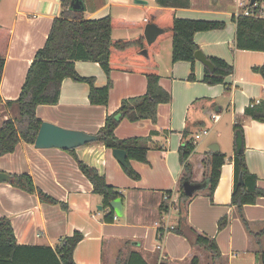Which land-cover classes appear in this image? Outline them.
Wrapping results in <instances>:
<instances>
[{
	"label": "crops",
	"instance_id": "crops-1",
	"mask_svg": "<svg viewBox=\"0 0 264 264\" xmlns=\"http://www.w3.org/2000/svg\"><path fill=\"white\" fill-rule=\"evenodd\" d=\"M135 4L133 0H82L85 19L106 15L127 20H143L145 8L157 5L156 0ZM233 0H189L188 7H174L179 18L222 21L225 27L198 31L194 42L207 57L223 59L233 67L224 83L203 82L205 66L195 61L194 79L189 61H171V38L163 39L155 53L159 84L171 99L157 107L154 121L123 119L115 129L119 139L148 137L147 160H131L139 175L129 177L123 166L100 142L74 148L79 160L95 167L122 199V213L113 219L110 206L103 207L102 196L92 192V184L78 168L67 150L57 147L36 148L20 141L13 152L0 156V171L8 174H29L35 186L59 203L41 202L36 194L0 182V216L10 219L18 244L54 247L64 236L75 231L82 239L73 251L75 264H264V196L241 208L231 204L234 185L235 153L233 126L240 119L243 129V155L257 186L264 190V122L244 115L254 99L264 100V80L255 67L264 63V51L240 50L235 47ZM62 11L61 0H0V25L10 31L5 63L0 81V125L18 116L15 100L36 50L43 46L51 22ZM144 28V27H143ZM143 28H117L113 38H130L143 33ZM75 71L82 77H93L97 87L111 80L106 106L92 105L89 85L67 77L62 81L59 100L53 105H38L36 116L67 129L96 134L105 116L114 112L124 98L142 95L146 77L140 72L112 69L109 76L100 65L91 61H75ZM199 99L207 101L193 102ZM216 114L215 120L211 115ZM202 128L209 130L197 142L188 161L191 180L205 182L207 154L211 146L225 154L218 183L212 196L206 188L195 192L183 204L182 233H165L161 249H157L156 223L166 219L178 223L177 209L166 215L161 206L165 194L179 203L180 179L184 174L178 148L191 140ZM230 136V146L222 150V136ZM225 137V138H226ZM60 203L64 204L61 205ZM98 206H102L101 209ZM112 211L111 221L104 218ZM227 223L218 229L220 218ZM214 239L220 256L213 261L210 252L195 243L194 235Z\"/></svg>",
	"mask_w": 264,
	"mask_h": 264
},
{
	"label": "trees",
	"instance_id": "trees-1",
	"mask_svg": "<svg viewBox=\"0 0 264 264\" xmlns=\"http://www.w3.org/2000/svg\"><path fill=\"white\" fill-rule=\"evenodd\" d=\"M74 2H78L80 9H83L82 0H62V11L58 17L53 18L45 43L36 50L17 98L7 101V105L12 103L17 105L18 116L8 118L0 125V156L13 152L20 141L34 144L42 123V120L35 114L36 107L56 104L59 100L62 81L67 77L89 85L90 104L107 105L111 88L110 78L108 77L105 86L97 87L93 77H82L75 71V61H91L98 63L107 76L112 69H119L140 72L146 77L145 93L122 99L119 107L105 116L104 124L96 133L97 142L106 148L125 151L126 165L123 166V170L129 177L138 178L139 175L131 167L130 161L146 162L149 138L134 136L119 139L115 135V129L123 119L132 122L141 119L154 121L158 105L170 101V93L159 84L155 53L159 51L160 42L163 39L171 38V61L191 62L192 70L188 79L193 80V64L196 61L194 53L200 50L193 40L194 33L221 29L225 27V23L177 17L174 7H188L189 0H156V6L145 8V18L141 21L127 20L112 15L85 19L81 10L72 9ZM234 20L236 22L235 47L240 50L264 51V19L239 16ZM147 23H154L163 29V33L151 45L146 43L143 33L130 38H113L111 35L113 29L143 28ZM9 36V29L0 25V81ZM143 49L147 50V55L141 54ZM207 58L214 67L213 70L204 67L203 82L209 85L224 83L225 76L232 73L233 67L223 59ZM254 69L261 74L264 80V63ZM201 101L207 100L199 99L193 102V105ZM244 115L253 120L264 122V100L258 104L248 105L244 110ZM187 135V131L184 130L182 133L184 140L178 148L184 174L180 179L178 223L172 229L173 232L180 233L185 227L182 206L189 198L182 189V182L184 180L192 181L191 164L188 158L195 148L192 142L193 138L186 140ZM233 141L235 147L234 185L231 204L241 208L264 196V190L257 186V176L252 174L246 165L240 119L233 126ZM67 151L74 156L78 168L91 182L92 192L102 196L103 207L109 206V201L119 196L115 187L107 183L105 177L95 167L79 160L74 149ZM224 159L225 154L219 150L209 151L207 154V171L204 181L207 183L206 189L210 196L218 183ZM10 176L9 183L12 186L36 194L41 202L59 203L52 196L37 188L29 174H11ZM240 178L242 183H239ZM60 204L64 206V204ZM161 209L162 211L167 209L166 201ZM112 215L113 212L110 211L104 219L111 221ZM226 223V217L220 218L218 229H222ZM81 239L82 234L75 231L72 235L62 237L54 247L18 244L10 219L0 216V264H75L73 251ZM194 241L210 252L213 261H216L221 255L214 239L196 234ZM116 264H119L118 261ZM192 264H196V259L192 261Z\"/></svg>",
	"mask_w": 264,
	"mask_h": 264
},
{
	"label": "water",
	"instance_id": "water-1",
	"mask_svg": "<svg viewBox=\"0 0 264 264\" xmlns=\"http://www.w3.org/2000/svg\"><path fill=\"white\" fill-rule=\"evenodd\" d=\"M255 0H251L253 3ZM135 4H146L145 0H133ZM73 9H79L80 6L78 2H74L72 5ZM163 33V29L154 23H147L143 28V35L145 37L146 43L151 45L159 35ZM141 54L147 55V50L143 49ZM194 57L197 61L201 62L209 70H213V63L203 54L201 50H197L194 53ZM98 140L97 134L87 133L81 130H73L63 128L51 122L42 121L35 141L34 146L36 148H50L57 147L63 150H70L77 148L81 145L95 142ZM212 151H217L218 146H211ZM113 156L122 165H126V153L122 149H112ZM11 176L6 172L0 171V182H10ZM239 183H242V179H239ZM206 182H193L189 180H184L182 182V189L187 196H192L195 192L206 188ZM110 208L115 212L117 216L122 213V199L121 197H116L109 201ZM99 209L102 206H98Z\"/></svg>",
	"mask_w": 264,
	"mask_h": 264
},
{
	"label": "built area",
	"instance_id": "built-area-1",
	"mask_svg": "<svg viewBox=\"0 0 264 264\" xmlns=\"http://www.w3.org/2000/svg\"><path fill=\"white\" fill-rule=\"evenodd\" d=\"M62 1V0H61ZM234 1V12L233 16L235 18L239 16H248L253 18H261L264 19V0L258 1L255 0L253 3H251V0H233ZM260 102V99H254L250 102L249 105L258 104ZM217 118L216 114L211 115V119L215 120ZM209 130L207 128H202L198 132H196L193 136V144L196 145L198 140L201 139V137L206 136L208 134ZM164 200L167 202V209L165 210L166 215L167 213L174 209H177L178 201L173 198V195L171 192L168 194H165ZM113 219H117V215H113ZM175 225L169 224L168 220L166 219L162 223H156L157 227V233H156V239H157V249H161V242L165 235V233L172 231Z\"/></svg>",
	"mask_w": 264,
	"mask_h": 264
},
{
	"label": "rangeland",
	"instance_id": "rangeland-1",
	"mask_svg": "<svg viewBox=\"0 0 264 264\" xmlns=\"http://www.w3.org/2000/svg\"><path fill=\"white\" fill-rule=\"evenodd\" d=\"M206 136H203V137H201V139H199L198 140V142L200 141V140H202L203 138H205ZM226 136H225V134H224V136H222V150L223 151H227V147H229L230 146V136L229 135H227V137L225 138Z\"/></svg>",
	"mask_w": 264,
	"mask_h": 264
}]
</instances>
